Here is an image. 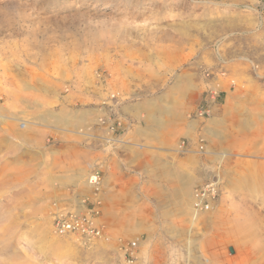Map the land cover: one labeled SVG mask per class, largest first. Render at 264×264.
Wrapping results in <instances>:
<instances>
[{
  "label": "rangeland",
  "instance_id": "obj_1",
  "mask_svg": "<svg viewBox=\"0 0 264 264\" xmlns=\"http://www.w3.org/2000/svg\"><path fill=\"white\" fill-rule=\"evenodd\" d=\"M63 114L75 134L44 121ZM112 126L127 133L131 164L149 166L139 176L106 181ZM95 171L99 191L82 195L76 177ZM214 176L212 211L235 199L246 224L255 210L264 221V183H244L264 179V0H0V264H121L137 237L141 264L235 260L220 243L238 238L207 225L209 213L165 207L183 177L192 191ZM82 199L108 241L54 235V214ZM138 222L152 237L129 229Z\"/></svg>",
  "mask_w": 264,
  "mask_h": 264
},
{
  "label": "bare ground",
  "instance_id": "obj_2",
  "mask_svg": "<svg viewBox=\"0 0 264 264\" xmlns=\"http://www.w3.org/2000/svg\"><path fill=\"white\" fill-rule=\"evenodd\" d=\"M230 8V7H229ZM165 106V105H164ZM170 108H165L164 110L166 111V109L168 110V113H171V106H169ZM158 109V108H157ZM225 109H229L228 105L226 106ZM155 110V109H154ZM161 111V109H159ZM157 110V113L160 114V111ZM170 110V112H169ZM173 110V109H172ZM164 111V112H165ZM153 112V111H152ZM167 112V111H166ZM178 114V113H177ZM49 116V115H48ZM150 117L153 116V114L150 113V115H148ZM175 116V115H174ZM177 116V115H176ZM47 117V116H46ZM44 119V118H43ZM48 125L52 126L53 128L59 130V131H64V132H73V130H76L80 124H79V121L76 119H72L70 118L69 119V116L68 114H63V115H60V116H55V117H51L49 116V118H46L44 120ZM152 121V120H151ZM154 121V120H153ZM213 125L216 124V120L212 119L210 121ZM245 122V121H243ZM26 123V122H25ZM24 123V124H25ZM248 123V122H247ZM246 124H244L245 126H248ZM250 123V121H249ZM254 123V122H253ZM256 123V122H255ZM165 124L166 122H164V120L158 116L156 119H155V128L151 129L149 133H151V135L153 136V138L157 135H155V130H158V128H163L165 127ZM218 124V123H217ZM240 124V123H239ZM31 124L29 123L28 125L26 126H30ZM25 125L22 127H26ZM21 128V127H20ZM27 128V127H26ZM76 128V129H75ZM210 128V127H209ZM79 129V128H78ZM19 130V129H18ZM147 130V129H146ZM161 130V129H160ZM210 130L212 131V133L214 132L213 128H210ZM209 130V132H210ZM78 131V130H76ZM259 132V131H258ZM262 132V131H261ZM75 134V132H73ZM211 133V132H210ZM215 133V132H214ZM213 133V134H214ZM148 136V137H151ZM22 136V135H21ZM211 136V135H210ZM216 136V135H215ZM23 139V137H22ZM256 147V146H255ZM226 149V148H224ZM182 151V148H181V144L179 145V151ZM222 152V151H221ZM226 153V151H225ZM215 154V153H214ZM222 154V153H221ZM218 156V154H215L213 155V158H216ZM256 156V155H255ZM219 157V156H218ZM257 157V156H256ZM259 157V156H258ZM230 158V157H229ZM223 159V158H221ZM259 159V158H258ZM217 160V158H216ZM216 162V161H214ZM225 163V162H224ZM261 164V163H259ZM255 167H258V163ZM227 168V167H226ZM259 169V168H258ZM226 170V169H225ZM224 170V171H225ZM260 170V169H259ZM168 171V170H167ZM256 174L258 171H255ZM226 173V172H225ZM254 173V172H253ZM166 174V173H165ZM168 174V173H167ZM259 174V173H258ZM225 175V174H224ZM260 175V174H259ZM82 176H84L82 173L80 175H78L76 177V184L78 186V188L80 189V192L81 194H85V193H91V195H94L96 192V188L99 190L100 187H98L96 184H93V175L90 173L89 176L87 177V180H85V182H81V179H82ZM258 176V175H257ZM263 176V174H262ZM174 177V176H173ZM225 177V176H224ZM244 177V176H243ZM247 177V176H246ZM259 177V176H258ZM257 177V178H258ZM242 178V177H241ZM251 178V177H250ZM255 178V176H254ZM227 179V178H226ZM231 179V178H229ZM236 179V178H235ZM244 181V178H242ZM222 180V179H221ZM241 181V180H240ZM241 181V182H242ZM181 184L180 185H177L179 186L177 189H175V194L171 197L169 196L168 197V200L166 202V209L169 213H179L181 214L182 216H186V218H189L190 220H196L198 219V217H200L201 215L205 214V213H209L208 214V217L206 218V224L209 225L212 229H216V230H224V232L226 231L227 234L225 235H230V234H233L235 235V239L233 237V235H231L233 237L234 240L237 239L236 242H228V241H224L221 244V247L222 249L224 250V258L227 260L226 256L227 252L226 250L230 249L229 247H232V250L233 252L236 254V258L235 260H229L228 262H224L225 264H264V221L262 219L263 216H261L259 214L258 211L251 209L249 207V209H251V211H248V212H251L254 211V212H257L255 214L254 217H256V221L255 220H251V222L255 221L254 223H251L250 225L246 224V222H244V214H241L239 211V213L236 210V204L235 203H232L234 201H236L234 199V201L231 200L229 201L230 204H228L227 207H225L226 209L224 208H219V209H216V211H212L213 210V206L214 204L216 203V201H212L211 200V197H209L213 192H218V196H219V187H220V182H218V177H216L215 180H212V181H208L200 186H198L199 188H204L205 191L207 192L208 196H207V202H208V207L207 209H197L195 208V205L198 204L200 201H198L197 197H196V191L195 190H192L190 189V185L192 183V179L191 178H186V177H183L181 180H180ZM179 182V183H180ZM234 182V180H233ZM237 182V180H236ZM252 182H255L257 185H260V183H264V179H248L246 180L244 183L246 185L249 186V183L251 185ZM229 183V182H228ZM231 183V182H230ZM259 183V184H258ZM176 184H177V181H176ZM237 185V183H235ZM234 184V185H235ZM207 185V186H205ZM225 185V184H224ZM230 185V189L231 192L229 193V195L227 196H230V199H232L231 197V194H234L236 191H237V187L234 186L233 184H229ZM239 186H241L240 184H238ZM226 186V185H225ZM228 186V185H227ZM263 186V185H262ZM196 187V188H198ZM244 186H242L241 188H243ZM213 188V190H212ZM261 188V186H260ZM251 189V188H250ZM97 190V191H98ZM247 191V190H246ZM252 191V189L250 190ZM262 191V190H261ZM260 191V192H261ZM228 193V192H227ZM226 193V194H227ZM255 193V191H254ZM238 194V193H237ZM240 194V193H239ZM241 195V194H240ZM243 195V194H242ZM246 195V194H245ZM225 196V197H227ZM238 196V195H237ZM244 196V195H243ZM242 196V197H243ZM264 196V195H263ZM241 197V196H240ZM246 197V196H245ZM238 198V197H237ZM252 199V197H250ZM261 198V197H258V199ZM227 200H229V197L226 198ZM249 199V198H248ZM238 200H241V199H238ZM246 200V199H245ZM255 200H256V197H255ZM254 200V201H255ZM227 202V201H226ZM238 202V205H239V201H236V203ZM241 202V201H240ZM243 202V200H242ZM241 202V204H242ZM260 201L258 200V203ZM257 203V204H258ZM248 204V203H246ZM245 204V205H246ZM263 204V202H262ZM237 205V206H238ZM244 205V204H243ZM250 205V204H249ZM66 206V205H65ZM67 207V206H66ZM224 207V206H223ZM246 207V206H245ZM258 207V206H257ZM244 208V207H242ZM241 208V210H242ZM260 208V207H259ZM66 209L68 210H75L77 211L78 213H83L85 211V206H84V200H79L77 201V204L75 207H67ZM258 209V208H257ZM246 210V209H245ZM210 211V212H209ZM244 211V210H243ZM245 212V211H244ZM247 212V213H248ZM262 213V212H261ZM236 214V215H235ZM254 214V213H253ZM252 215V214H251ZM177 216V214H176ZM252 217V216H251ZM251 219V218H249ZM249 219L247 218L246 220L249 221ZM200 220V219H199ZM202 220V219H201ZM205 220V219H204ZM243 221V222H242ZM199 222V221H198ZM250 222V221H249ZM197 225V224H196ZM199 225V224H198ZM129 229L131 230H136V231H140V228L143 227L144 231L147 232L149 234L150 237H152L151 235V232L149 230V228L146 226V225H143L142 223L138 222L136 224H131L129 225ZM178 227V226H177ZM180 227V226H179ZM181 228V227H180ZM179 232V231H178ZM223 232V231H222ZM175 233V232H174ZM177 233V232H176ZM182 233V232H181ZM185 233V232H184ZM56 236V235H55ZM179 236H182L179 235ZM58 237V236H57ZM65 237H70V238H73L71 236H65ZM62 238V237H60ZM177 238H178V234H177ZM227 238V237H226ZM74 239V238H73ZM232 239V241H233ZM135 240H137V248H138V244L140 242V239L137 237L135 238ZM76 241V240H75ZM134 241V240H133ZM219 244V245H220ZM186 245V244H185ZM197 247V246H196ZM199 249V248H198ZM197 249V250H198ZM210 251V250H209ZM230 251V250H229ZM189 252V251H188ZM192 253H194L193 251H191ZM197 252V251H196ZM200 253V252H198ZM232 253V252H231ZM195 254V253H194ZM193 254V255H194ZM222 254V255H223ZM222 255H220V259L222 258ZM226 256V257H225ZM233 256V258L235 257ZM190 259V258H188ZM230 259H231V256H230ZM211 261V260H210ZM223 261V260H222ZM212 262V261H211ZM215 263V262H214ZM121 264H124V259H123V255H122V262Z\"/></svg>",
  "mask_w": 264,
  "mask_h": 264
},
{
  "label": "built area",
  "instance_id": "obj_3",
  "mask_svg": "<svg viewBox=\"0 0 264 264\" xmlns=\"http://www.w3.org/2000/svg\"><path fill=\"white\" fill-rule=\"evenodd\" d=\"M207 111L202 110L198 113L200 117L206 115ZM118 122L115 123V127H118ZM113 126L111 130H113ZM199 143H203V140H200ZM182 152L185 151L184 143H181ZM203 145L199 146V151H202ZM181 152V153H182ZM93 184H96L100 187V178L97 171L92 174ZM219 176V174H217ZM216 179L215 176L213 178ZM207 186V185H205ZM98 189L96 188L95 192ZM196 197L198 204L195 205V208L199 209H207V192L204 188H195ZM213 190V188H212ZM209 197H211L212 201H216L218 199V192H213ZM100 212L95 206H91L90 208L85 209L83 213H78L75 210H58L52 219V229L54 235L58 237L71 236L76 240L77 244L85 247L89 246L92 242L96 240H104L108 241L109 237L104 233V226L100 223ZM120 251L123 255L124 264H141L138 259V249H137V240L126 242L120 247Z\"/></svg>",
  "mask_w": 264,
  "mask_h": 264
},
{
  "label": "crops",
  "instance_id": "obj_4",
  "mask_svg": "<svg viewBox=\"0 0 264 264\" xmlns=\"http://www.w3.org/2000/svg\"><path fill=\"white\" fill-rule=\"evenodd\" d=\"M126 134L127 133L123 128H118L116 132H112V137L114 139L110 141L109 145L105 146L104 151L106 158L103 164L106 170V181L109 178L113 180L114 176H116L114 175V172L117 174L115 177L116 179L125 180L131 176H139L140 173L144 172L145 167L149 168L148 165L145 166V164L141 162L131 164L132 159L134 158L126 151L130 146L128 143L121 140L126 136ZM139 142L141 143V141ZM161 148L163 147L161 146ZM95 153H97V148H95ZM157 160H160V158L157 157ZM110 186L112 190L111 194L114 196V190H118V187H116L113 182Z\"/></svg>",
  "mask_w": 264,
  "mask_h": 264
}]
</instances>
